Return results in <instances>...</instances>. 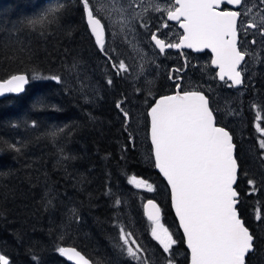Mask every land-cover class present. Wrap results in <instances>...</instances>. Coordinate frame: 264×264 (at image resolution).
Wrapping results in <instances>:
<instances>
[{"label":"trees","instance_id":"trees-1","mask_svg":"<svg viewBox=\"0 0 264 264\" xmlns=\"http://www.w3.org/2000/svg\"><path fill=\"white\" fill-rule=\"evenodd\" d=\"M60 2L64 11L56 22L35 29L27 25ZM81 7L78 0H0V80L39 71L60 74L65 81H31L23 93L0 98V255L10 264H69L56 249L71 246L92 260L107 257L120 225L132 217L136 223L147 222V196L138 200L127 186V179L135 175L156 186L163 220L180 242L178 262L187 264L188 253L167 200L169 191L154 169L146 133V111L155 98L168 93L169 86L162 85L168 81L147 84L142 91L127 74L114 76L111 62L90 36ZM108 54L115 60L112 51ZM74 60L79 61L78 69L69 72ZM238 90L243 92L242 125L217 122L238 144L239 208L247 225L261 236L260 250L250 264H264V231L254 219L257 209L264 215V166L259 158L264 137L256 130L257 123L264 127V70L245 77L244 86L232 91ZM134 99L144 101L140 126L125 121L115 107L124 100L127 110ZM33 121L37 127H32ZM60 128L64 131L57 136L49 135ZM249 179L259 189L252 194H247ZM117 198L119 206L114 205Z\"/></svg>","mask_w":264,"mask_h":264},{"label":"snow or ice","instance_id":"snow-or-ice-1","mask_svg":"<svg viewBox=\"0 0 264 264\" xmlns=\"http://www.w3.org/2000/svg\"><path fill=\"white\" fill-rule=\"evenodd\" d=\"M78 2L82 6L90 36L94 38L99 51L111 62L110 67L115 69L113 75L127 73L129 66L125 61L114 60L105 47L107 26L102 22L104 16L101 12L111 16L114 10L123 15L139 5L135 0H127V7L123 3L110 7L100 0ZM247 3L248 0H166V6L161 7L158 0H152L144 6V13L151 10L162 16L166 14V21L177 22L183 30L177 42L167 40V34L160 33V27H169L167 22L152 32L149 26L151 17L145 18L141 13L132 11L131 18L142 19L141 26L149 32L160 53L173 48H187L197 52L210 49L213 54L211 63L219 68V79L224 81L227 78V81H231L228 86L234 87L243 82L238 67L245 60L247 52L238 48V19L252 11ZM260 4L264 5V0H260ZM227 5L243 8V12L229 10ZM63 11L62 2L49 6L35 18L29 19L27 25L35 29L56 22ZM247 28L258 29L264 36V22H249ZM78 66L79 61L74 60L68 71L75 72ZM76 79L84 87L78 74ZM180 79L169 76L175 91L155 98L149 105L147 116L150 119L151 160L170 189L171 204L190 253V264H250L251 257L260 250L261 236L241 216V193L237 185L240 172L238 144L234 142V134L218 124L204 92L199 88H183L181 83L176 82ZM31 81L65 82L60 74L43 75L39 71L12 74L0 81V97L9 93H23ZM107 84L112 86L113 78H109ZM124 102L118 101L115 107L127 121L129 112L124 109ZM256 119H261L260 112H257ZM32 127H37L35 121ZM256 130L264 137V127L260 123L256 124ZM63 131L62 128L52 130L49 135L55 137ZM9 147L16 152L21 150L16 144ZM259 149L262 150L259 158L264 166V138L259 141ZM128 183L147 192L156 191L152 183L138 179L135 175L129 178ZM248 184L251 185V192L247 194L259 190L254 179H249ZM120 204L121 200L115 199L114 205ZM145 207L151 222L150 234L162 248L165 264H176L174 247L179 240L161 223V209L153 200H148ZM71 216L79 219L75 210L71 211ZM254 219L260 224V231H264V215L260 209L255 211ZM56 250L75 264H103L102 261L86 258L75 247H58ZM113 251L116 261L108 264H150L151 261L149 248L139 243L134 232L124 225L119 226V242L113 244ZM33 259L37 262L39 260L36 256ZM0 264H10V261L5 255H0Z\"/></svg>","mask_w":264,"mask_h":264},{"label":"rangeland","instance_id":"rangeland-1","mask_svg":"<svg viewBox=\"0 0 264 264\" xmlns=\"http://www.w3.org/2000/svg\"><path fill=\"white\" fill-rule=\"evenodd\" d=\"M100 2L110 7L114 4L120 5L123 3V6L127 7V0H100ZM135 2L139 7H135L123 15L114 10L111 16H108L107 12H101V15L104 16V23L107 26L106 49L112 51V54L116 57L115 60L118 61L123 59L125 61L129 66V71L123 74H127L129 79L136 84V87L141 86V90L143 91V88L147 84L155 85L161 79L166 80L169 70L168 64H165L164 61L159 59V52L152 44L149 32L141 26L143 22L142 19L140 17L132 19L131 12L141 13L145 18L151 17L149 26L152 32L156 30L157 27H160L162 23L167 22L169 27H160V33H166V38L171 42H176L181 33L176 25L166 21V14L162 16L160 13L152 12L151 10H149L148 13H144V6L149 5L152 0H135ZM158 2L161 4V7L166 6V0H158ZM247 6L252 7V11L245 16L246 19L244 22H255L257 24L264 22L262 21L264 5L260 4V0H248ZM243 25L245 24L243 23ZM241 29H245L248 35H250L245 40H242L241 43V49L247 52V60L242 72L245 77L252 78L264 70V59H260L261 57L264 58V36L259 33L258 29L253 30L247 28L246 25ZM243 33L245 34V32ZM251 40H255L256 42L251 43ZM190 58L194 59V65L190 66V71L186 74L189 82L186 89L199 88L206 93L210 98L211 108L216 113L217 120L221 123L228 124L230 122V124L235 125V123L238 122L241 126L244 108L240 98H243V92L239 90L232 91L236 89L229 87V83L219 82L216 78L215 70L211 68L206 58L199 55H193L190 56ZM162 85L166 86L164 83H162ZM236 96L238 97V101H234ZM142 103H144V101L132 100V107H130L132 108L131 111L127 104V111L133 114V117L131 114L129 115L128 120L133 123V126H140L143 121V113L141 111ZM129 178L127 179V186L130 188L129 192L132 193L134 198L141 200V197L146 195L147 200L150 198L155 199L162 208L161 204L163 203L159 199L160 194L155 185L156 191L147 192L145 189H137L134 185L128 183ZM127 223L124 226L127 227L128 230L134 232V236L138 239V242L149 248L151 254L150 264H165L162 248L150 234L151 222L136 223L134 217H132ZM161 223L164 225V222ZM116 242H119V232ZM113 244H110L107 253L108 258L106 256H104L103 259L102 257H100L101 259L98 257V260L102 261L103 264L116 261ZM151 245L157 250V256L152 252ZM174 254H177V256H174V259L178 257V255H181L180 253Z\"/></svg>","mask_w":264,"mask_h":264},{"label":"flooded vegetation","instance_id":"flooded-vegetation-1","mask_svg":"<svg viewBox=\"0 0 264 264\" xmlns=\"http://www.w3.org/2000/svg\"><path fill=\"white\" fill-rule=\"evenodd\" d=\"M229 10H231V7H228L226 6ZM237 10H243V8H239ZM245 16L242 15L239 19H238V33H239V42H238V47L241 48V43H242V40H245L246 38H248L250 35H248V33L246 32V30H242L241 28L243 26L246 25L247 27V24L249 22H244L245 21ZM104 22V20L102 21ZM169 22V21H168ZM171 23V22H169ZM243 23L245 25H243ZM171 24H174L178 27V23H171ZM179 29V28H178ZM180 30V29H179ZM254 30V29H253ZM89 31V30H88ZM153 32H156V30H154ZM245 32V34L243 33ZM181 33V31H180ZM159 35V33H158ZM182 35V33H181ZM106 36H107V31H106ZM161 38H165L164 36H161ZM94 39V38H93ZM151 40V38H150ZM168 40V39H167ZM178 41V40H177ZM176 41V42H177ZM252 43V40L250 41ZM157 51L159 52V50L157 49ZM193 55H199L201 57H204L206 58L208 55L209 57V63L211 61V57H210V54L207 52V51H203V52H200V53H194L193 51L191 50H186V49H166L164 53H160L159 52V59L164 61V63L168 64V76H167V81L168 83H166L165 85H170L169 86V91L168 93H172L173 91H175L174 89V86H173V81L169 80V76L172 75V76H177V77H181L180 80L176 81L177 83H181L182 87L186 89L187 85H189V82H188V77L186 76V74L190 71V66H193L194 65V59L193 58H190V56H193ZM246 60H247V55H246ZM245 60V62H246ZM244 62V64H245ZM244 64L242 65V70L244 69ZM187 65V66H185ZM175 69H182L180 72H176L174 71ZM244 74V73H243ZM162 81H164L165 79H161ZM209 98V97H208ZM209 101H210V98H209ZM210 104H211V101H210ZM214 111V110H213ZM216 114V113H215ZM217 117V115H216ZM168 203H169V206H170V200H169V193H168ZM159 204V203H158ZM160 206V205H159ZM160 209H161V212H162V216H161V222H164L163 220V210L160 206ZM171 209V208H170ZM143 213H144V205H143ZM166 223V224H165ZM164 225L165 227L169 228V224H167V222H164ZM178 227V225H177ZM179 229V228H178ZM182 236V235H181ZM183 239V238H182ZM183 242V241H182ZM180 244V242H179ZM178 244V247L177 245L174 247V253H179L180 251V245ZM183 247H184V242H183ZM151 249L153 250L152 252L154 254H156L155 256H157V250L154 248L153 245L150 246ZM185 248V247H184ZM174 256H177V254H174ZM180 258V255H178V257H175L176 259V264H179L178 260ZM65 259V258H64ZM66 260V259H65Z\"/></svg>","mask_w":264,"mask_h":264},{"label":"water","instance_id":"water-1","mask_svg":"<svg viewBox=\"0 0 264 264\" xmlns=\"http://www.w3.org/2000/svg\"><path fill=\"white\" fill-rule=\"evenodd\" d=\"M228 7H231V10H237V7L236 6H231V5H227ZM169 22H171V23H177V22H175V21H169ZM178 28H179V25H178ZM181 31H182V33H183V30L181 29V28H179ZM152 41V40H151ZM238 42H239V33H238ZM152 43H153V45L155 46V43H154V41H152ZM239 48V47H238ZM156 49H158V48H156ZM184 49H186V50H191V51H193L194 53H200V52H203V51H207L209 54H210V57H211V61H212V59H213V54L211 53V50L210 49H205V50H203V51H200V52H197V51H195V50H193V49H187V48H184ZM159 50V49H158ZM245 60H246V57H245ZM245 60L244 61H242L241 62V65L238 67V70H241V72H242V65L244 64V62H245ZM211 61H210V65H211V67L213 68V69H215V73H216V78H217V80L218 81H220V82H224V81H227V78H225V80L224 81H222V80H220L219 79V76H218V73H219V68L217 67V66H215V65H213L212 63H211ZM7 79V78H6ZM0 81H2V80H0ZM242 83L240 84V85H237V86H234V88H238V87H240V86H242L243 84H244V76H243V72H242ZM227 82H229V83H231V81H227ZM26 87V86H25ZM10 94H13V93H9V94H5L4 96H2V97H0V98H3V97H6V96H8V95H10ZM167 94H172V93H167ZM14 95H17V94H14ZM165 95V94H164ZM149 108V107H148ZM147 112H148V109H147V111H146V116H147ZM215 115V114H214ZM147 120H148V128H147V139H148V142H149V145H150V150H151V141H150V119H149V117L147 116ZM221 126V125H220ZM154 169H155V171L162 177V179H163V181L165 182V184H166V186H167V182H166V180L163 178V176H162V174H160L159 173V171H158V169H156L155 167H154ZM167 188H168V191H169V199H170V208H171V211H172V213H173V215H174V217H175V219H176V222H177V225H178V228H179V230H180V232H181V235H182V237H183V232H182V229L179 227V221H178V218L176 217V215H175V210H174V208L172 207V204H171V198H170V189H169V187L167 186ZM150 200V199H149ZM151 200H153L158 206H159V204L154 200V199H151ZM147 204V201L145 202V204H144V215H145V217H146V219L148 220V218H147V209H146V207H145V205ZM160 207V206H159ZM161 216H162V212H161ZM149 221V220H148ZM183 242H184V239H183ZM66 247H71V246H66ZM184 247H185V249H186V251H187V253H188V263L187 264H190V253H189V250L186 248V244H185V242H184ZM78 250V249H77ZM79 251V250H78ZM82 254V253H81ZM83 255V254H82ZM86 257V256H85ZM65 259H66V261L69 263V264H75V262L74 261H69V260H67V258L66 257H64ZM87 258V257H86Z\"/></svg>","mask_w":264,"mask_h":264}]
</instances>
